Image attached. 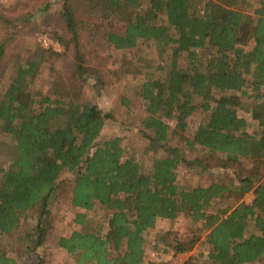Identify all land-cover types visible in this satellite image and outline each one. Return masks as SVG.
Listing matches in <instances>:
<instances>
[{"label":"trees","instance_id":"1","mask_svg":"<svg viewBox=\"0 0 264 264\" xmlns=\"http://www.w3.org/2000/svg\"><path fill=\"white\" fill-rule=\"evenodd\" d=\"M242 3L64 0V16L73 34L68 42L74 41L78 50L86 33L89 40L96 37L95 23L79 17L80 10L88 9L118 21L116 29L109 27L101 34L116 48L155 41L163 53L170 50V65L161 67L167 70L164 76L140 88L147 102L142 124L157 155L148 168L122 144V136L98 142L109 113L96 103L62 95L61 85L55 90L58 97L32 93L28 83L45 57L40 50L41 58L19 65L0 100V132L14 140L10 162L0 165V264H22L15 244H44L54 228L51 199L59 194L65 172L72 176V204L85 210L76 212L75 226L86 225V210L97 204L110 212L105 233L75 227L61 236L60 247L76 256V264H146L145 232L160 218L174 221L182 214L195 227L187 241L173 245L176 252L192 249L205 237L211 245V264L264 258V0L252 12L241 8ZM5 54L1 42L0 79L6 72ZM76 57L80 75L92 71L80 50ZM124 102L130 104L125 98ZM198 111L205 119L187 134ZM241 111L250 114L257 129ZM169 120L176 121L174 127ZM174 133L187 148H199L203 154L189 158L183 145L172 144ZM244 159L251 164L244 165ZM181 165L216 167L232 174L223 181L189 186L179 181ZM249 193L254 194L252 202L245 200ZM32 213L38 224L33 232L20 234L21 222ZM184 264L198 262L189 258Z\"/></svg>","mask_w":264,"mask_h":264},{"label":"rangeland","instance_id":"2","mask_svg":"<svg viewBox=\"0 0 264 264\" xmlns=\"http://www.w3.org/2000/svg\"><path fill=\"white\" fill-rule=\"evenodd\" d=\"M242 7L252 12L259 0H242ZM246 1V2H245ZM148 2L140 7V11L147 10ZM90 7V6H88ZM92 13L79 11V17L90 20L97 26L96 37L89 40L88 33L81 37L80 51L85 57L84 64L91 67L92 71L80 75L78 72L79 60H77L78 48L71 40L73 34L68 29L64 16V0H0V43L6 46L4 67L6 72L0 79V100L13 80L16 71L22 63L33 57L41 58L40 50L45 57L38 62V71L28 83L32 93L55 94L56 88L62 86V95L74 98L82 102L98 104L106 113H109L104 128L98 138V142L105 139L122 136V144L129 147L139 159L150 168L157 151L147 137V131L142 124V118L147 114V102L140 94L143 82L150 79H158L164 76L162 66H169L171 61L170 50L162 52L155 41L140 42L131 48H116L108 43L101 34L109 27L116 29L118 21H110L112 18H104L101 12ZM61 36L62 40H59ZM51 44L46 46L44 39ZM181 61L185 63V59ZM95 70V71H93ZM72 86V88L66 87ZM124 98L130 104L124 102ZM250 121V127L257 129L256 122L249 113L241 111ZM205 119L202 111L196 112L191 120L187 134L193 132ZM171 127L175 120H169ZM56 125V122H55ZM173 145L181 144L186 148L189 158L202 155L201 149H189L185 146L183 138L174 133ZM14 140L0 132V165L10 162ZM161 151V150H160ZM244 165L249 166L251 161L243 160ZM232 174L230 170L220 168H203L198 166L181 165L179 168V181L182 184L196 186L207 184L211 180L223 181ZM71 174L63 173L62 187L58 195L51 199L50 209L53 229L48 234L43 245L35 247L25 241L22 245L15 244L16 257L22 264H37L40 259L45 264H76V256L68 253L60 247L59 240L63 235H69L75 227L87 231H100L105 233L109 228L110 212L105 206L97 204L88 214L86 225L75 226L74 217L78 210L72 204L70 187ZM254 194L249 193L245 200L252 202ZM38 216L30 214L29 218L20 224L19 233L24 235L26 230L33 229L38 224ZM45 220V219H44ZM194 223L191 218L182 214L178 219L170 221L160 218L153 228L145 232L146 264H184L189 258H194L198 264H211L208 257L211 245L202 238L192 249L184 252H176L173 245L178 240L187 241V237L194 231ZM13 234V241L16 240ZM27 242V243H26ZM10 247L6 240L2 241ZM112 256L115 254L111 249ZM246 264H264V258Z\"/></svg>","mask_w":264,"mask_h":264},{"label":"built area","instance_id":"3","mask_svg":"<svg viewBox=\"0 0 264 264\" xmlns=\"http://www.w3.org/2000/svg\"><path fill=\"white\" fill-rule=\"evenodd\" d=\"M44 44H45L46 46H50L51 42H50L47 38H45V39H44Z\"/></svg>","mask_w":264,"mask_h":264},{"label":"crops","instance_id":"4","mask_svg":"<svg viewBox=\"0 0 264 264\" xmlns=\"http://www.w3.org/2000/svg\"><path fill=\"white\" fill-rule=\"evenodd\" d=\"M251 201H253V199H252ZM247 202H248V201H247Z\"/></svg>","mask_w":264,"mask_h":264}]
</instances>
